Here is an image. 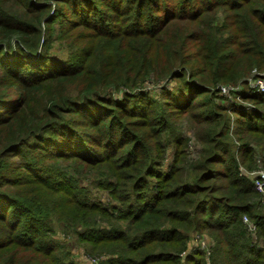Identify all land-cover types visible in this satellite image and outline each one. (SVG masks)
<instances>
[{"label":"trees","instance_id":"1","mask_svg":"<svg viewBox=\"0 0 264 264\" xmlns=\"http://www.w3.org/2000/svg\"><path fill=\"white\" fill-rule=\"evenodd\" d=\"M263 72L264 0H0V264H264Z\"/></svg>","mask_w":264,"mask_h":264},{"label":"rangeland","instance_id":"2","mask_svg":"<svg viewBox=\"0 0 264 264\" xmlns=\"http://www.w3.org/2000/svg\"><path fill=\"white\" fill-rule=\"evenodd\" d=\"M248 78H250V77H248ZM250 81H251V83L249 84L251 87H254V85H255V83H257L258 82V80H256V79H250ZM149 88H151V87H149ZM260 92H263L264 93V90L263 89H258ZM253 91V90H252ZM153 93L155 94V90L153 89ZM224 96H225V98H224V102H226V103H228L229 101H238V102H241V101H243V102H249V101H247V100H242L241 98H239L238 96H236L235 97V99H233V94L231 93V91L229 92H227V94H223ZM241 100V101H240ZM223 101V100H222ZM172 158H173V152H172V150L170 149L169 151H168V156L166 157V165L167 164H169L170 162H171V160H172ZM89 176H90V178L91 179H94L93 177H91V174H89ZM79 183H81V184H83L89 191H90V194H92V195H95V196H100V200L102 201V202H108L109 201V198L107 197V192L106 191H101L102 193H96L95 191H93L92 190V186H91V183L89 182V180H87V179H83V178H81L80 180H79ZM262 211V210H261ZM263 212V211H262ZM244 215H246V214H244ZM246 217H247V220H248V222H251L250 221V219H249V217L246 215ZM241 218H242V216H241ZM252 223V222H251ZM243 224L245 225V227H246V229H247V231H248V233L252 236V234H253V236H254V234H255V238H253L255 241H257V242H259V240H258V238H257V235H256V232H255V229H254V231H250V230H248V227H247V225H246V223H244L243 222ZM255 232V233H254ZM196 235H198L199 236V238H201V239H204L205 241H206V243L208 244V247H209V249H211L210 248V246H211V242H212V240L210 239V237H208L205 233H198V232H193L192 233V237H191V240H190V242H189V247H188V252H186V253H189V250L192 248V247H194V246H196L195 244H194V242H195V239H196ZM252 236V237H253ZM54 238H56V239H58L60 242H64L66 245H68L69 246V248H70V252H71V257H72V259L73 260H75L76 261V263L77 264H100L99 262H100V260H99V258H92V257H90V256H87L86 254H85V252H84V250H83V247H82V245H79L76 241H75V237L72 235V234H64V233H62L61 232V230H59L58 228H56V233H55V235L53 236ZM201 249V248H200ZM210 252V251H209ZM186 253H184L183 254V257L185 256V254ZM187 255V254H186ZM182 257V258H183ZM103 259V258H102ZM210 257H209V255H206V260H207V262L209 263L210 262Z\"/></svg>","mask_w":264,"mask_h":264},{"label":"built area","instance_id":"3","mask_svg":"<svg viewBox=\"0 0 264 264\" xmlns=\"http://www.w3.org/2000/svg\"><path fill=\"white\" fill-rule=\"evenodd\" d=\"M260 76H264V72ZM250 79L258 80V82L255 83L254 87H251L249 85L251 88L264 90V78H262V77L256 78V76L250 77L248 79L249 84L251 83ZM234 89H236V88L232 87V86H222L220 89V92L222 94H227L228 91L230 92L231 90H234ZM239 174H245L251 178V180L254 184V187L256 188V190L260 194L259 206L264 210V169L258 168V169H254V170H247L243 166H240L239 167ZM242 221L244 223H246L248 230L254 231L255 224L248 222L246 215H242ZM194 244L196 245V247L203 249L206 252V255L209 254L208 244L206 243V241L204 239L199 238L198 235H196V239H195Z\"/></svg>","mask_w":264,"mask_h":264}]
</instances>
